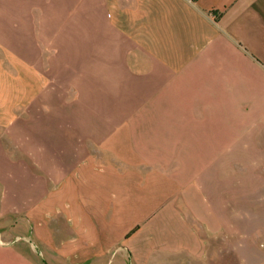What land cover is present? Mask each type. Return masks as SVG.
Returning a JSON list of instances; mask_svg holds the SVG:
<instances>
[{
	"label": "crops",
	"instance_id": "crops-1",
	"mask_svg": "<svg viewBox=\"0 0 264 264\" xmlns=\"http://www.w3.org/2000/svg\"><path fill=\"white\" fill-rule=\"evenodd\" d=\"M2 58L0 264H264V0H0Z\"/></svg>",
	"mask_w": 264,
	"mask_h": 264
},
{
	"label": "rangeland",
	"instance_id": "rangeland-1",
	"mask_svg": "<svg viewBox=\"0 0 264 264\" xmlns=\"http://www.w3.org/2000/svg\"><path fill=\"white\" fill-rule=\"evenodd\" d=\"M22 63V60H7L5 58L0 59V104H6L7 102H13L14 104L13 108L0 106V114L4 113L8 116H10V114H13L15 120H23L24 117L29 115L28 107H22L24 97ZM11 65L15 69L13 72H11L9 69ZM10 98L13 99V101H11ZM31 109V115L39 113L38 107H32ZM30 126L32 127L30 129V131L32 132L39 130L38 123H30ZM45 130H54V123L49 121L46 122ZM15 132V134L18 136H22V134L26 132V127H24L23 122H16ZM15 158L17 159L16 163L19 162L21 164L22 158L17 155H15ZM24 241L25 239H23L22 241H16L15 243H21ZM261 252L264 253V247L261 248Z\"/></svg>",
	"mask_w": 264,
	"mask_h": 264
}]
</instances>
